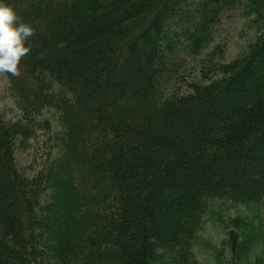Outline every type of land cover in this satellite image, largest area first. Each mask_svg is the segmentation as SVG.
<instances>
[{
    "label": "trees",
    "instance_id": "1",
    "mask_svg": "<svg viewBox=\"0 0 264 264\" xmlns=\"http://www.w3.org/2000/svg\"><path fill=\"white\" fill-rule=\"evenodd\" d=\"M4 2L35 34L22 75H3L16 116L0 112V264H197L211 200L264 212V0ZM237 10L253 30L226 60L210 44ZM205 50L168 89L176 58ZM39 135L29 175L15 150ZM242 219L225 257L264 264L242 252Z\"/></svg>",
    "mask_w": 264,
    "mask_h": 264
},
{
    "label": "rangeland",
    "instance_id": "2",
    "mask_svg": "<svg viewBox=\"0 0 264 264\" xmlns=\"http://www.w3.org/2000/svg\"><path fill=\"white\" fill-rule=\"evenodd\" d=\"M242 15L244 14L237 10L235 13L224 17L221 25L217 27L213 43L210 44H219L221 47H225L226 60L231 59L239 52L249 34L252 33L253 29L248 22H245ZM177 26L175 25L173 28H177ZM169 31L170 37H173L175 41L177 36H173V34L178 33L172 29ZM177 43L179 46L182 45V41L177 40ZM206 50L197 56L193 54L176 58L178 74L173 76L168 84V89L198 77L200 66H206L203 62ZM165 58V65L170 67L174 63L173 54ZM0 112L6 119H14L16 116V108L8 94L7 82L3 75H0ZM45 117L50 120L53 130H55L56 120L53 112L47 111ZM42 146V137L39 135L37 139L30 142V148L15 150L17 165L29 175L34 174L43 160ZM252 207H237L217 199L211 200L203 222L197 231L199 244L193 249L195 262L197 264H229L224 249L227 230L231 225V219L234 217H241L243 218L242 221L244 220L242 225L237 228L241 230L242 252L248 250V262L259 254H261L260 257L264 256V212L262 210L259 213Z\"/></svg>",
    "mask_w": 264,
    "mask_h": 264
},
{
    "label": "clouds",
    "instance_id": "3",
    "mask_svg": "<svg viewBox=\"0 0 264 264\" xmlns=\"http://www.w3.org/2000/svg\"><path fill=\"white\" fill-rule=\"evenodd\" d=\"M34 34L14 8L0 0V75H22L21 62L31 52L29 40Z\"/></svg>",
    "mask_w": 264,
    "mask_h": 264
}]
</instances>
